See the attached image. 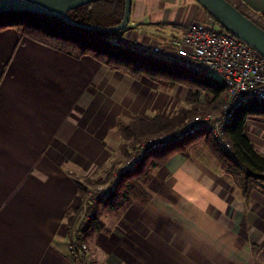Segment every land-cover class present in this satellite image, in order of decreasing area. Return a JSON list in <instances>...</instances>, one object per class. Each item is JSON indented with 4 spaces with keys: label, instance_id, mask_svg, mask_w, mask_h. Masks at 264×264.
I'll list each match as a JSON object with an SVG mask.
<instances>
[{
    "label": "crops",
    "instance_id": "crops-1",
    "mask_svg": "<svg viewBox=\"0 0 264 264\" xmlns=\"http://www.w3.org/2000/svg\"><path fill=\"white\" fill-rule=\"evenodd\" d=\"M241 1L264 20V0ZM210 18L198 0H132L118 40L168 45L190 21ZM159 108L149 76L0 28V264H76L69 210L82 203L83 181L104 179L116 164L122 121L168 112ZM246 128L264 151V115ZM199 132L150 153L142 167L157 164L141 187L127 174L96 203L87 230L94 264H264V192L246 196L213 134Z\"/></svg>",
    "mask_w": 264,
    "mask_h": 264
},
{
    "label": "trees",
    "instance_id": "trees-1",
    "mask_svg": "<svg viewBox=\"0 0 264 264\" xmlns=\"http://www.w3.org/2000/svg\"><path fill=\"white\" fill-rule=\"evenodd\" d=\"M230 1L264 27L263 18L250 10L241 0ZM124 11L125 0H95L72 8L68 12L80 22L112 25L121 21ZM207 13L223 31L233 33L209 11ZM8 26H15L20 32V36L56 47L73 56L80 57L84 54H91L98 60L134 76L145 74L149 77L171 78L189 86L186 104L173 112L136 114L131 119L122 121L117 128L118 134L124 140L119 149L121 154H129L143 138L167 132L196 113L216 111L222 106V96L226 85L221 78L216 75H204L192 71L166 58L154 56L147 51L123 43L118 40V37L127 27L118 31L89 29L71 24L56 15L28 10L0 12V28ZM251 115H264V100L253 97L236 108L234 118L225 127L226 136L230 142L229 148L220 146L214 135V139L211 137V142L214 145L213 150L222 162L223 168L233 174L246 196H249L253 189L264 192V151L253 142L246 128ZM206 131L212 133L210 130ZM184 137L174 139L164 146L146 152L136 167L127 169L120 175L116 187L105 198L116 192L123 177L130 173L137 174L130 182L141 187L139 186L140 178L150 175L151 165L157 164V161H152L142 167L146 157L150 153L160 152L162 148L172 146ZM164 157L166 156L160 155V159L164 160ZM116 164L113 165V168ZM99 180V182H103L105 178ZM79 209L80 206L69 210L72 225L77 221Z\"/></svg>",
    "mask_w": 264,
    "mask_h": 264
},
{
    "label": "built area",
    "instance_id": "built-area-1",
    "mask_svg": "<svg viewBox=\"0 0 264 264\" xmlns=\"http://www.w3.org/2000/svg\"><path fill=\"white\" fill-rule=\"evenodd\" d=\"M140 49L192 71L221 78L226 85L223 106L217 114L197 113L184 124L141 141L108 182L87 188L67 240L76 264H94L95 250L87 239V230L95 217L93 203L106 197L116 187L120 175L139 164L140 157L199 130H210L222 147L229 148L225 127L234 118L236 108L253 97L264 100V54L236 34L223 31L213 18L190 21L185 33L171 37V44L154 42Z\"/></svg>",
    "mask_w": 264,
    "mask_h": 264
},
{
    "label": "water",
    "instance_id": "water-1",
    "mask_svg": "<svg viewBox=\"0 0 264 264\" xmlns=\"http://www.w3.org/2000/svg\"><path fill=\"white\" fill-rule=\"evenodd\" d=\"M95 0H0V12L28 10L64 18L71 24L89 29L118 31L128 26L131 19L132 0H125V11L120 22L112 25L91 24L75 20L69 10ZM207 11L234 34L241 37L264 54V27L241 11L230 0H198Z\"/></svg>",
    "mask_w": 264,
    "mask_h": 264
},
{
    "label": "rangeland",
    "instance_id": "rangeland-1",
    "mask_svg": "<svg viewBox=\"0 0 264 264\" xmlns=\"http://www.w3.org/2000/svg\"><path fill=\"white\" fill-rule=\"evenodd\" d=\"M202 8L205 9V7L201 4ZM139 77V76H137ZM152 82H156L157 83V92H158V102L159 104L162 106L164 105L166 108H159L158 111H168V112H173L174 110L178 109L179 107H182L186 104V90H188L189 86L186 83L180 82L178 80H174L171 78H157V77H150ZM188 87V88H187ZM225 92V91H224ZM223 98V97H222ZM223 102H224V98L222 99V106H223ZM222 106L219 110H212V111H207L205 113H213V114H217L219 111H221ZM151 113H155L154 111H152ZM197 114V113H196ZM194 114V115H196ZM193 115V116H194ZM193 116L187 118L185 121H183V123L179 124L182 125L185 122H187L189 119H191ZM129 117L126 115H123L120 117V119L125 120L128 119ZM126 121V120H125ZM178 126V125H177ZM176 127V126H175ZM174 127V128H175ZM172 130V129H171ZM205 135H209L210 133H208L206 130L204 131H200ZM199 132V133H200ZM161 134V133H160ZM158 135V134H157ZM201 135V133H200ZM264 132H259L258 136H260V141L264 138L263 137ZM154 136V135H153ZM210 136L212 137V135L210 134ZM149 138V137H148ZM213 138V137H212ZM147 138H143L141 139L138 144L145 140ZM217 140V139H216ZM218 141V140H217ZM137 144V145H138ZM137 145L130 151L129 154L124 155L121 154L122 152H120L119 150H116L115 153V163H117L114 168H112L107 175L105 176V180L103 182H99L100 180H98V178H94L91 179L93 177H90L88 179L85 178V180L83 181V184L86 186V190L88 188V190L92 189V188H96L98 187V185L100 186V184H105L106 182L109 181V179L111 178L113 172L115 169H117L119 166H121L129 157L132 153H134V151L137 148ZM142 159V157H140V160ZM105 198V197H104ZM103 199V198H102ZM101 200V199H99ZM98 200V201H99ZM97 200L93 203L92 208L95 207L96 203L98 202Z\"/></svg>",
    "mask_w": 264,
    "mask_h": 264
},
{
    "label": "bare ground",
    "instance_id": "bare-ground-1",
    "mask_svg": "<svg viewBox=\"0 0 264 264\" xmlns=\"http://www.w3.org/2000/svg\"><path fill=\"white\" fill-rule=\"evenodd\" d=\"M148 155V154H147ZM104 200V199H103Z\"/></svg>",
    "mask_w": 264,
    "mask_h": 264
}]
</instances>
